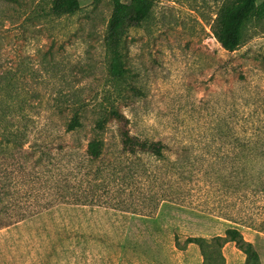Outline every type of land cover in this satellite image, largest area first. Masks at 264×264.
Returning a JSON list of instances; mask_svg holds the SVG:
<instances>
[{
    "label": "rangeland",
    "instance_id": "obj_1",
    "mask_svg": "<svg viewBox=\"0 0 264 264\" xmlns=\"http://www.w3.org/2000/svg\"><path fill=\"white\" fill-rule=\"evenodd\" d=\"M152 1L125 34L118 78L114 0L62 16L53 0H0V264H205L187 238L232 226L258 257L230 241L225 264H264V16L229 51L219 32L241 0ZM77 109L82 126L67 131ZM113 109L166 157L123 152ZM94 137L107 142L94 166L109 169L80 204Z\"/></svg>",
    "mask_w": 264,
    "mask_h": 264
},
{
    "label": "trees",
    "instance_id": "obj_2",
    "mask_svg": "<svg viewBox=\"0 0 264 264\" xmlns=\"http://www.w3.org/2000/svg\"><path fill=\"white\" fill-rule=\"evenodd\" d=\"M114 2V10L109 21L105 41L111 56L110 72L113 76L120 78L124 77L127 72L123 52L125 34L130 27L139 25L148 16L153 1L131 0L130 2H123L122 0H114ZM80 8V0H53L52 4V12L57 16L76 13ZM252 15L264 16V1L258 4V0H241L236 6L224 13L219 40L225 49L233 51L240 46L244 24ZM111 115L119 125V138L123 152L128 153V155H150L157 159L166 157L165 144L162 141L152 140L132 133L127 126L129 121L127 116L118 109H113ZM108 120L106 117L99 119L96 123L97 128L103 129ZM225 123L228 128L231 127L228 120ZM81 126V110L77 109L73 116L66 121V130L75 131ZM106 144L105 140L98 137H94L88 142L85 151V161L91 165L79 166L81 178H79L78 183L80 191L76 199L80 201V204L88 203L89 199L95 196L102 175L109 169L108 165L105 167L94 166L96 162L103 161L107 150ZM187 167L183 166L178 169L176 176L183 179L184 173L187 172L191 176L193 172ZM245 173L248 175V172ZM153 175L155 176L156 173ZM229 177L236 179L239 178V175L236 176V174L231 172ZM230 241L237 243L250 257L254 255L258 257L257 251L253 250V243L247 241L240 229L234 226L226 230L225 236L216 235L211 238L190 236L186 240L188 243H196L201 247L205 264H225L222 248L225 243Z\"/></svg>",
    "mask_w": 264,
    "mask_h": 264
}]
</instances>
